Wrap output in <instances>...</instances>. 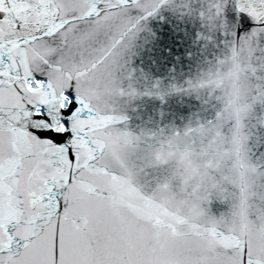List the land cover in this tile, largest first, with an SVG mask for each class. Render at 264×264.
I'll list each match as a JSON object with an SVG mask.
<instances>
[{
    "label": "snow or ice",
    "instance_id": "obj_1",
    "mask_svg": "<svg viewBox=\"0 0 264 264\" xmlns=\"http://www.w3.org/2000/svg\"><path fill=\"white\" fill-rule=\"evenodd\" d=\"M166 10L232 37L182 83L133 64ZM204 92L211 118L128 125L136 99ZM257 105L264 0H0V264H264Z\"/></svg>",
    "mask_w": 264,
    "mask_h": 264
}]
</instances>
